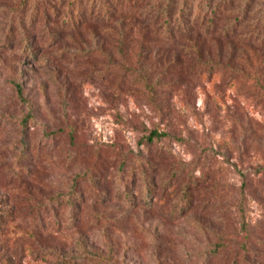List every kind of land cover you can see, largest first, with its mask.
I'll use <instances>...</instances> for the list:
<instances>
[{
  "label": "rangeland",
  "instance_id": "374dc122",
  "mask_svg": "<svg viewBox=\"0 0 264 264\" xmlns=\"http://www.w3.org/2000/svg\"><path fill=\"white\" fill-rule=\"evenodd\" d=\"M167 2L0 0V264H264V51L190 57Z\"/></svg>",
  "mask_w": 264,
  "mask_h": 264
},
{
  "label": "trees",
  "instance_id": "16d2710c",
  "mask_svg": "<svg viewBox=\"0 0 264 264\" xmlns=\"http://www.w3.org/2000/svg\"><path fill=\"white\" fill-rule=\"evenodd\" d=\"M189 2L190 0H182L180 2V9L175 12L176 3L174 0H168L162 12L161 25H163L165 35L169 36L172 40L176 37H180L184 40L183 49L190 57L193 55L199 60L205 45L208 46L214 43L220 44L222 41L231 44L242 37H247L249 39L248 41L244 40V44L245 46L249 45L253 48V53L256 51H264L263 30L258 33H251L247 30V33L246 29H244L245 26L241 24L242 21L238 18L227 27L222 23L221 27V23L219 19L216 18L215 12L204 13L200 17H191V10L188 9ZM254 45L256 46L255 48ZM206 72H208L207 76L210 78L214 75H218L217 70L208 69ZM203 74L204 73L201 75ZM16 88L17 91L21 93V88L19 86H16ZM27 119L28 118L25 120L27 121ZM164 136H167V134L152 131L148 137V141L151 142L155 138H162ZM147 193L150 194L148 190L146 195Z\"/></svg>",
  "mask_w": 264,
  "mask_h": 264
}]
</instances>
